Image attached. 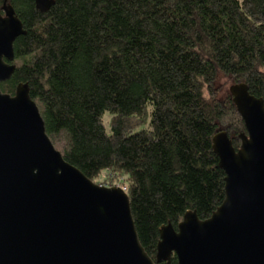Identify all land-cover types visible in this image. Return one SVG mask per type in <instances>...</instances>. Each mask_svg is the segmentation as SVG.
Wrapping results in <instances>:
<instances>
[{"label": "trees", "instance_id": "1", "mask_svg": "<svg viewBox=\"0 0 264 264\" xmlns=\"http://www.w3.org/2000/svg\"><path fill=\"white\" fill-rule=\"evenodd\" d=\"M8 3L27 34L1 90L28 83L67 161L94 182L123 178L155 259L163 225L187 211L208 219L226 198L213 137L225 130L238 149L246 128L218 80L264 98V0H55L45 13L34 0Z\"/></svg>", "mask_w": 264, "mask_h": 264}, {"label": "water", "instance_id": "2", "mask_svg": "<svg viewBox=\"0 0 264 264\" xmlns=\"http://www.w3.org/2000/svg\"><path fill=\"white\" fill-rule=\"evenodd\" d=\"M34 1L42 13L55 3ZM26 34L4 0L0 83L14 75V44ZM229 92L246 131L238 149L225 130L213 137L226 198L208 219L187 211L177 228L163 225L152 259L125 189L97 184L67 161L28 83L14 95L0 88V264H172L173 254L177 264H264V98L244 82Z\"/></svg>", "mask_w": 264, "mask_h": 264}, {"label": "rangeland", "instance_id": "3", "mask_svg": "<svg viewBox=\"0 0 264 264\" xmlns=\"http://www.w3.org/2000/svg\"><path fill=\"white\" fill-rule=\"evenodd\" d=\"M231 84H234L231 80H229L228 78H226L225 76H220L219 80H218V97H224L227 93V91L229 90V87ZM109 119H110V115L108 113L105 114L104 116V122L107 126V130L108 132H111V127L109 125ZM57 148H62V145L57 144L56 145ZM95 183L103 185V186H108L110 187L111 184H113L114 186H120L123 187L124 189H126V185L123 181V178H121L120 180H116L115 178V174L111 173L110 171H105L101 174L100 177L97 178V180L95 181Z\"/></svg>", "mask_w": 264, "mask_h": 264}, {"label": "flooded vegetation", "instance_id": "4", "mask_svg": "<svg viewBox=\"0 0 264 264\" xmlns=\"http://www.w3.org/2000/svg\"><path fill=\"white\" fill-rule=\"evenodd\" d=\"M1 11V10H0ZM2 13V15H4V13L3 12H1Z\"/></svg>", "mask_w": 264, "mask_h": 264}]
</instances>
